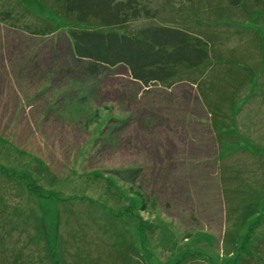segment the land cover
<instances>
[{"label": "rangeland", "instance_id": "obj_1", "mask_svg": "<svg viewBox=\"0 0 264 264\" xmlns=\"http://www.w3.org/2000/svg\"><path fill=\"white\" fill-rule=\"evenodd\" d=\"M53 4L0 0V264L28 244L24 264H264V209L247 205L264 192V152L176 175L234 144L199 120L225 129L241 113L264 148V0H142L150 14L120 33L170 26L207 53L199 72L148 86L125 65L92 73ZM180 184L211 202L175 196Z\"/></svg>", "mask_w": 264, "mask_h": 264}, {"label": "trees", "instance_id": "obj_2", "mask_svg": "<svg viewBox=\"0 0 264 264\" xmlns=\"http://www.w3.org/2000/svg\"><path fill=\"white\" fill-rule=\"evenodd\" d=\"M240 1L232 0L234 5ZM52 2L57 6L60 18L70 24L68 36L72 42L73 56L79 61L90 62L89 70L92 73L96 72L98 66L125 65L134 80L148 86L176 78L182 69L186 71L181 73H186L207 58L206 49L198 39L190 38L174 27H144L137 36L120 33L122 28L150 14L142 0ZM239 232H234V240H241L236 238ZM32 247L35 248L33 244L22 246L21 254L15 255L12 264H24L21 256H27L25 249L30 250L31 254Z\"/></svg>", "mask_w": 264, "mask_h": 264}, {"label": "crops", "instance_id": "obj_3", "mask_svg": "<svg viewBox=\"0 0 264 264\" xmlns=\"http://www.w3.org/2000/svg\"><path fill=\"white\" fill-rule=\"evenodd\" d=\"M205 61V60H204ZM208 62V61H207ZM204 63V62H203ZM203 63L201 64V65H199V66H197V67H195V68H192V69H190V71H188V72H191V70H195V71H198L199 72V68L201 67V66H203ZM206 63V62H205ZM187 76H188V73H187ZM199 84V82L198 83H195L194 85H198ZM236 94H238V91H236ZM257 96V93L255 92V93H253L252 94V98H255ZM201 97V96H200ZM250 97H251V94H250ZM202 98V97H201ZM242 104L241 105H239L238 106V108H234V113H238V112H240V111H243L244 110V107L246 106V103H248V101L247 100H243L242 102H241ZM194 106V109L196 110V111H198V110H201L200 108H199V106L197 105V104H194L193 105ZM212 106H209L208 108L210 109ZM209 114H210V117L211 118H213L214 117V113L212 114L211 112H208ZM241 114V113H240ZM240 114H236V116L235 117H238L239 119L238 120H233L234 121V123L233 124H231L230 125V127H228V128H223L222 126H219V125H217V127H218V130H216L215 129V127L213 126V119H210V120H199V124L200 125H202V126H204V125H206V126H210L211 127V129L213 130V132L215 133V136L217 135V134H223V133H225V131L227 132V133H229V132H231L232 134L230 135L232 138H233V140H234V144L232 145V146H230V147H226L227 148V152L226 153H224L223 154V156L221 155L222 154V151H221V148L218 146V144H216V149H215V147H212L213 148V151L215 152L214 154V156H211V158H202V160H199V159H194L193 157V159L192 160H190L191 161V163L192 164H194L195 166L193 167V166H189V165H183L182 167H181V164H180V168H179V171L176 173V175H178L179 177L180 176H189V175H195V174H199V170H198V166H196V165H200V163L202 162V161H206V162H209L210 160H213L214 162H219L220 160H225V158L227 157V155H229V153H231L232 152V154L234 155V160L232 161V163L234 164V167L233 168H231L230 170L231 171H233V170H235V169H237V166L238 165H242V164H240V162L241 161H243V156L245 157V159H256V157H258V158H260L262 155H263V152H264V148H263V146L260 144V142H258V140L256 139V136H253V135H251V134H249L248 133V131H246L245 129H244V127H243V125L246 123V122H243L242 121V123L240 122ZM215 115H216V113H215ZM247 118V117H246ZM247 121H252L250 118H247ZM175 128H178L177 126H176V124L174 123V122H172V129H170L169 128V130H171V131H174V129ZM172 144L176 147V148H178V146H179V144L177 143V141H178V137L176 138V136H174L173 138H172ZM205 148L206 149H209V151H211V147H208V146H205ZM183 151V149L182 148H180V151ZM180 154V158L181 159H179V162L180 163H182V161H183V163H184V159H186L187 157H185V155H188V151H186V153L185 154H183V153H179ZM200 158V157H199ZM242 158V159H241ZM256 160H258V159H256ZM178 163V162H177ZM219 165V164H218ZM189 166V167H188ZM185 167V168H184ZM261 167H264V165L262 166V165H260V167H259V171H260V168ZM201 168V167H200ZM193 169H195V171H194V173H192V171L191 170H193ZM244 169H246V167L244 166ZM167 173H168V171H166ZM197 176V175H196ZM241 177H243V180H244V176L245 175H240ZM220 183V182H219ZM176 188H179V186H177L176 187V185H175V187H174V189H173V191L175 192V196H176V193L177 192H181V193H185V192H191V200L192 201H195V200H197V201H200V199H203V200H206V201H209V202H211V200H212V195H210L209 196V193H206V190H205V195H200L198 192H199V188H194L193 190L192 189H190L189 191L188 190H186L185 188H184V184H180V188L179 189H177L176 190ZM233 192V191H232ZM183 195V194H182ZM263 196H264V192H259L258 193V198H257V200H256V202L254 203L253 202V204L252 203H250V202H248L247 203V205H249V204H251V205H253V212L254 213H258V212H261V209H262V207H263V209H264V204H263V206H262V198H263ZM174 199V198H173ZM247 200V199H246ZM263 200H264V198H263ZM261 201V202H260ZM264 203V202H263ZM246 205V206H247ZM212 206V204H210V203H208L207 204V207H208V210H210V211H213V207L212 208H210ZM259 206V211H257L258 210V207ZM242 213V211L240 210L239 211V214H241ZM253 213V214H254ZM209 214H211L210 212H208V215ZM245 223H247V224H249V223H251V221H249V220H245L244 221ZM207 233H209V232H207ZM239 235H237V239H242V234H243V232H239L238 233ZM247 234H249V233H247ZM247 238H249L250 239V234H249V236L247 237Z\"/></svg>", "mask_w": 264, "mask_h": 264}]
</instances>
